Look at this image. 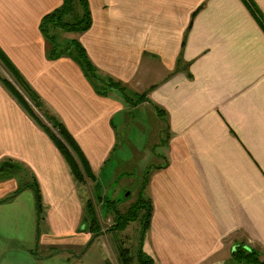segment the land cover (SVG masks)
I'll use <instances>...</instances> for the list:
<instances>
[{
  "label": "crops",
  "instance_id": "1",
  "mask_svg": "<svg viewBox=\"0 0 264 264\" xmlns=\"http://www.w3.org/2000/svg\"><path fill=\"white\" fill-rule=\"evenodd\" d=\"M86 1L91 26L69 39L142 103L98 95L73 59L47 58L40 24L63 0H0V51L93 172L117 145L118 118L157 121L153 155L127 160L149 202L143 250L156 264H236L237 249L264 257V0H249L261 21L244 0ZM154 157L163 167L145 174ZM4 160L33 177L44 214L28 183L0 174V264H110L81 228L87 197L60 151L0 82Z\"/></svg>",
  "mask_w": 264,
  "mask_h": 264
},
{
  "label": "trees",
  "instance_id": "2",
  "mask_svg": "<svg viewBox=\"0 0 264 264\" xmlns=\"http://www.w3.org/2000/svg\"><path fill=\"white\" fill-rule=\"evenodd\" d=\"M247 7L255 17L261 21V18L258 14V11L255 9L253 4L249 0H244ZM77 5L75 6L72 3V0H63V4L53 11L51 14L47 15L40 24L41 33L47 39L49 43V50L47 54V58L50 60L58 59L62 56H67L73 59L81 68L82 73L85 78L89 81V83L93 86L96 93L101 96L107 95L109 90H117L120 92L123 100L129 105H138L145 100L144 96H136V101H132L130 97L132 92H129L121 83L115 81L109 76L103 75L99 73V71L91 64L88 60L86 53L82 46L78 43L77 40L71 39L62 43V41L58 42L56 39V32L58 31H71L72 33H83L87 31L91 26V16L88 9V4L86 0H77ZM56 31V32H55ZM0 63L4 66L5 70L14 77L16 83L23 89L26 96L33 102V105L40 110L42 113L44 120L50 124V128L43 124V122L36 117L30 108H28L24 103L21 96L15 91L12 85L5 79L1 78L0 82L5 87L6 90L17 100V102L21 105V107L28 113V115L33 119V121L39 125L43 131L51 138L55 146L60 151L63 156L70 174L73 179L76 180L79 177V170L76 167L75 161L79 162L85 171H87L90 175L92 174L90 170V166H88V162L81 151L79 145L75 142V140L68 134L65 127L60 123V121L50 114L47 110L44 109L42 101L38 97V95L31 89V87L27 84V82L20 75L19 71L13 65V63L8 60L4 54L0 51ZM157 113V116H161V110L157 108V106L150 104ZM45 110V111H44ZM162 117V116H161ZM159 117L164 122V119ZM163 145V144H161ZM157 146L154 147V149ZM154 151V150H153ZM163 166L158 164H149L145 168V174L148 172L146 170H154L161 169ZM20 168L17 164L4 160L0 163V174H3L6 178H10L11 175L19 174ZM143 180V178H141ZM27 187H32L35 199H36V210L38 217H40L42 203L38 190V186L36 182L26 185ZM24 186V187H26ZM144 185H140L138 188V192L135 200L130 205L131 207L127 208L125 211H119L117 208L118 205L123 201L119 200H110L107 195L104 196V207L107 208V212L110 211L113 215V230L121 231L125 228V225L130 221H135L140 217L141 223V234H143V241L146 229L148 227V217L150 206L147 199H145L143 195ZM18 193V192H17ZM15 195V194H14ZM13 195V196H14ZM102 203V206H103ZM81 225L84 226L85 231L90 234H95L92 238V242L94 241V237L97 234H100V226L96 220V216L94 210L92 208L91 202L87 199L84 203V214L81 220ZM121 248V247H120ZM137 264H155L152 257L145 254L143 250H137ZM248 252V253H247ZM119 256L123 262V264H131L132 257L128 248L120 249ZM234 259L237 262H250L256 263V252L254 251H245L243 249H237L234 254Z\"/></svg>",
  "mask_w": 264,
  "mask_h": 264
},
{
  "label": "rangeland",
  "instance_id": "3",
  "mask_svg": "<svg viewBox=\"0 0 264 264\" xmlns=\"http://www.w3.org/2000/svg\"><path fill=\"white\" fill-rule=\"evenodd\" d=\"M72 3L73 5L78 6L77 0H72ZM69 38H73V33L71 31L66 30L56 32V39L58 42L62 41V43H65V41L71 40ZM1 78L7 80L12 85L15 91L24 100L23 103L31 109L33 114L38 117L43 122V124L50 128V124L44 120V117L40 110H38V108L33 105V102L28 98V96H26L23 89L16 83L14 77L11 76L7 72V70H5L4 66L0 63V79ZM43 107L45 109V106ZM129 114L131 116L129 117V120L126 123L122 124L120 122V118L115 121L116 132L118 136L117 145L114 146L111 155L106 160V162H104L100 171L93 172L91 167H89L92 172V174L90 175L87 171H85V168H83V166H81L78 161L74 162L76 163V167L79 170V174L77 175V177L79 178L76 179L75 182L77 186L81 187V189L83 190L84 196H86L87 199L91 202L92 208L96 216V220L101 230L100 234H97L94 237L95 243L92 247V250L101 249L110 264H123L119 256L120 249L123 248H128V250L130 251L132 257L131 264H137V250H143L144 241L143 234H141L142 228L140 223V217L135 221L128 222L125 225V228L121 231H116L112 229L113 214L110 211L107 212V208L104 207L103 198L105 195H107L108 199L110 200H123L120 205L117 206L119 211L122 212L125 211L127 208L131 207L130 205L133 203L136 197V189L138 187V183H135L134 181V179L136 178V174H132L135 173V170L132 169L131 162L127 160H132L134 162L141 156L140 154L144 153H150L153 155L152 151L157 145V138L153 137V132L155 131V128L152 126V124L157 123V121L152 120L150 117L148 123V120H146V118L142 116V114L140 115L139 110L133 113L131 112ZM152 127L154 129H152ZM151 160V162L147 161V164H151L152 162H154L155 157ZM121 169H123L124 171ZM115 170H117V174ZM122 173H124V175H121ZM31 177L29 176V174L21 172L19 174H16L15 176L11 175V177L7 179H15L18 181V183L23 182L31 184L34 182L33 177ZM30 180L31 182H29ZM125 191H129L131 196L125 197ZM31 195H33L32 190L27 189L22 191V198L23 200H25L28 206H30L29 199L31 198ZM40 213V217L42 220V216L44 214L43 207L41 208ZM39 228V231L42 232L45 227L44 225H39ZM80 232L78 231L77 233ZM92 234L91 239L95 235L93 234L92 236ZM82 249L83 248H75L72 251L73 253L78 255L81 253ZM144 250L143 252L147 254L146 248ZM38 253L41 257H43L44 255L50 252L41 249ZM256 255V262H258L257 264H264V257L261 258V256L257 252ZM243 263L255 264L245 261L237 262L236 264Z\"/></svg>",
  "mask_w": 264,
  "mask_h": 264
},
{
  "label": "water",
  "instance_id": "4",
  "mask_svg": "<svg viewBox=\"0 0 264 264\" xmlns=\"http://www.w3.org/2000/svg\"><path fill=\"white\" fill-rule=\"evenodd\" d=\"M130 195L129 191H125V197H128ZM82 229L84 228L83 226L81 227Z\"/></svg>",
  "mask_w": 264,
  "mask_h": 264
}]
</instances>
